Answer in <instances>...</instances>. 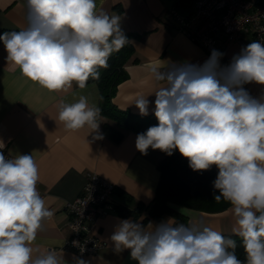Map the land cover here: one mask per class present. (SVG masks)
<instances>
[{
  "label": "clouds",
  "instance_id": "clouds-1",
  "mask_svg": "<svg viewBox=\"0 0 264 264\" xmlns=\"http://www.w3.org/2000/svg\"><path fill=\"white\" fill-rule=\"evenodd\" d=\"M121 17L97 10L96 0H26L27 27L0 35L8 65L49 92L80 89L100 78L114 52L130 41L120 28ZM223 53L212 50L203 65L189 62L153 65L159 85L154 115L158 125L136 137V149L187 158L193 171L209 170L213 199L231 206L232 232L241 238L245 259L236 254L237 241L209 226L118 220L110 242L114 253L129 250L137 264H264V96L243 87L264 85V43L251 41L221 67ZM142 116L149 100L134 101ZM58 119L65 129L85 127L99 134L100 108L80 95L59 101ZM39 169L32 155L8 158L0 151V264H66L49 249L34 255L31 243L54 212L37 188ZM151 229V230H149ZM76 264H90L76 258Z\"/></svg>",
  "mask_w": 264,
  "mask_h": 264
},
{
  "label": "crops",
  "instance_id": "crops-1",
  "mask_svg": "<svg viewBox=\"0 0 264 264\" xmlns=\"http://www.w3.org/2000/svg\"><path fill=\"white\" fill-rule=\"evenodd\" d=\"M257 2L264 6V0ZM96 3L98 11L121 17L120 28L125 36L137 35L129 38L134 46V54L125 67L128 77L118 86L113 98L120 109L140 114L134 101L143 95L149 100L148 114L154 113V92L159 85L154 83L150 74L153 65L166 67L184 62L203 65L209 58L201 45L176 28L169 16V11L174 7L185 15L189 2L96 0ZM26 27V0H0V35L4 33L1 30ZM246 41L249 42V38ZM216 47L223 53L221 67L229 65L232 57L242 49L237 43L225 45L223 35L217 40ZM6 56L7 52L0 41V149H5L11 157L17 154L33 156L40 176L37 188L54 212L31 243L34 255L52 249L58 256H63L66 264H76V258L80 257L66 248V241L71 236L67 225V203L81 193L86 173L94 172L133 200L127 203L119 194L114 195L112 209L89 224L90 231L100 236L106 247L97 255L80 259L90 264H137L130 259L129 250L117 254L113 252L110 236L118 220L133 219L142 223L147 217V212H143L135 219L123 215L120 209L132 210L138 202L148 205L152 201L160 177L157 169L159 153L151 148L147 155L139 152L135 146L138 134L134 132H127L121 142L115 143L110 138L109 130L114 123L101 114L98 118L99 134L103 135V139H94L97 133L89 134L87 127L78 131L65 129L58 119L59 101L73 102L80 95H85L90 103L99 107L98 85L92 82L80 89L73 82L67 91L49 92L22 77L19 69L8 65ZM243 87L253 97L264 96V85L250 83ZM179 211L187 216L189 223L209 226L222 234H233L235 222L231 207L214 214L186 208H179ZM167 220L172 222L170 216L163 215L143 224L147 226L149 222L155 224Z\"/></svg>",
  "mask_w": 264,
  "mask_h": 264
},
{
  "label": "trees",
  "instance_id": "trees-1",
  "mask_svg": "<svg viewBox=\"0 0 264 264\" xmlns=\"http://www.w3.org/2000/svg\"><path fill=\"white\" fill-rule=\"evenodd\" d=\"M181 3L184 0H180ZM19 30H1V32H10ZM128 40L132 36L126 35ZM134 54V46L130 42L127 46L118 52H114L109 60L107 68H100V78L98 80L89 79L88 83H96L100 92L99 108L101 115L114 123L110 126V138L119 143L127 132L137 134L145 133L150 126L158 125L159 121L154 113L142 116L129 110L118 108L113 102L118 86L127 79L126 65ZM160 159L157 163V169L160 177L152 201L145 205L138 202L134 209H120V213L125 216L138 218L143 212H147V217L142 223L148 220H157L163 215L171 217L173 224H190L185 214L179 211V208L191 209L205 213H221L229 209V203L221 200L217 202L213 199V193L219 194L213 188V181L218 175V168L213 165L209 170L193 171L189 166L187 158L183 157L177 150L173 151L171 156L160 150H156ZM125 199L127 203L132 202V197L119 190L116 191ZM225 237H231L237 241L236 254L239 259H245V253L241 243V238L234 234H223Z\"/></svg>",
  "mask_w": 264,
  "mask_h": 264
},
{
  "label": "built area",
  "instance_id": "built-area-1",
  "mask_svg": "<svg viewBox=\"0 0 264 264\" xmlns=\"http://www.w3.org/2000/svg\"><path fill=\"white\" fill-rule=\"evenodd\" d=\"M189 3L185 15L174 7L169 16L176 28L201 45L209 57L212 50L219 51L216 42L222 35L225 45L237 43L244 48L254 40L264 43V6L257 0H192ZM0 151L12 158L5 149ZM85 179L81 193L67 203L71 236L66 248L80 258L97 255L106 247L101 237L90 231L89 224L112 209V199L118 190L94 172H87Z\"/></svg>",
  "mask_w": 264,
  "mask_h": 264
},
{
  "label": "water",
  "instance_id": "water-1",
  "mask_svg": "<svg viewBox=\"0 0 264 264\" xmlns=\"http://www.w3.org/2000/svg\"><path fill=\"white\" fill-rule=\"evenodd\" d=\"M185 2H190V1H192V0H184Z\"/></svg>",
  "mask_w": 264,
  "mask_h": 264
}]
</instances>
